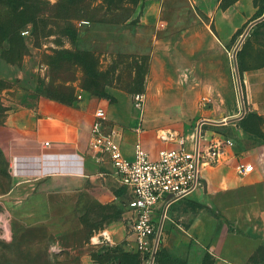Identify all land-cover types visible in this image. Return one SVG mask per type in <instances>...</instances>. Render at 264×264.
Instances as JSON below:
<instances>
[{"label":"rangeland","instance_id":"1","mask_svg":"<svg viewBox=\"0 0 264 264\" xmlns=\"http://www.w3.org/2000/svg\"><path fill=\"white\" fill-rule=\"evenodd\" d=\"M263 7L264 0L225 8L214 4L207 11L192 0H0L1 21H27L20 37L12 39L14 48L0 57V264H79L86 250L98 257L86 244L91 240L89 221L82 218L86 227L64 232L53 223L25 222L9 212L3 193L13 183L4 123L10 110L33 108L42 97L39 90L50 93L51 87L64 85L94 107L100 99L119 101L138 126L133 95L142 79L141 127L156 140L161 130L191 136L201 119L226 120L202 123L200 143L218 134L231 137V156L236 152L240 160L249 161L262 150L264 135H238V121H229L242 112L233 50L257 8ZM78 53L85 54V63ZM236 62L245 113L258 114L251 130L264 134V108H250L248 90V75L258 70L264 74V18L248 30ZM92 70L98 74L96 81L89 78ZM94 90L109 97L100 98ZM156 231L157 225L154 239ZM159 240L156 250L161 234ZM137 251V260L149 264L153 248Z\"/></svg>","mask_w":264,"mask_h":264},{"label":"crops","instance_id":"2","mask_svg":"<svg viewBox=\"0 0 264 264\" xmlns=\"http://www.w3.org/2000/svg\"><path fill=\"white\" fill-rule=\"evenodd\" d=\"M192 1L204 11L220 4ZM248 79L250 108H264L263 72H253ZM118 103L100 99L94 107L83 98L65 104L40 97L33 108L10 110L4 122L13 176L3 193L9 212L25 222L53 223L64 232L86 227L82 218L89 221L91 240L86 244L99 258L86 250L79 264H141L126 207L129 192L119 183L109 157L97 160L89 149L94 111L104 109V131H115L127 158L133 154V142V149L140 141L152 156L167 144L142 127L137 131ZM239 133L246 135L242 128ZM154 141L163 146L156 147ZM226 155L220 163L202 165V185L166 207L160 232L166 256L161 264H264V144L249 159L255 169L244 176L234 169L240 160L236 152L230 157L228 150ZM162 211L155 210L153 217L158 213L160 218ZM95 237L98 242L92 244Z\"/></svg>","mask_w":264,"mask_h":264},{"label":"built area","instance_id":"3","mask_svg":"<svg viewBox=\"0 0 264 264\" xmlns=\"http://www.w3.org/2000/svg\"><path fill=\"white\" fill-rule=\"evenodd\" d=\"M144 102V93L133 95V106L140 112L139 125L135 128L137 131L141 130ZM105 119L104 109L96 108L90 127L89 149L95 153L97 160H102L103 155L109 157L119 183L128 190L126 207L131 212V234L137 249L144 254L153 248L156 230L153 214L159 204L166 203L167 207L199 188L201 166L226 160L228 150L230 156L233 155L234 140L214 135L207 141L204 138L200 143L201 132L198 137L197 129L191 136L176 130H161L157 138L167 145L159 148L155 156L150 155L141 142L137 141L133 157L127 158L115 131H104ZM234 169L238 175L244 176L252 172L254 166L249 161L238 160Z\"/></svg>","mask_w":264,"mask_h":264},{"label":"trees","instance_id":"4","mask_svg":"<svg viewBox=\"0 0 264 264\" xmlns=\"http://www.w3.org/2000/svg\"><path fill=\"white\" fill-rule=\"evenodd\" d=\"M235 1L236 0H220V7L225 8ZM263 12H264V7L263 8H257V10L255 11L253 19L260 17L263 14ZM26 23H27V21H24L22 18L21 19L17 18V19H15V21H12L9 23H6V22L0 20V57H2L4 52H9L11 46H12V48H14V44H13L12 39H13V37H20V32ZM77 57L79 58L81 63L86 62L85 54L78 53ZM68 58L71 59L69 56L66 59H68ZM97 75L98 74L96 73V71L92 70V72L89 74L90 80L96 81ZM142 82H143V80L140 79L139 84H138V89H137L138 92H141V90L143 89ZM241 85L244 86L243 82H241ZM51 89H52L51 90L52 92H50V93H47V92L45 93L44 90H39V93H40V95H42V97L50 98V99H53V100H56V101H59V102L65 103V104H73L76 101H78V98H76V96H75V89L74 88H69V87L64 86V85H58L55 88L51 87ZM94 92L100 98H108L109 97V94H107L104 90H94ZM257 119H258L257 112L248 110V112H246L239 120H237L238 121L237 123L240 125V127L242 128V130L244 131V133L246 135L259 137L262 139L264 134H262L263 132L261 129L256 130V131L251 130L252 123L257 121ZM261 143L264 144V139H262ZM210 210L213 213H215L216 215H219L217 212H215V210H213L211 208H210ZM159 242H160V240H159ZM165 256H166V253L163 249L160 248L159 250H156L154 257H155L157 264H161V262L163 260H165Z\"/></svg>","mask_w":264,"mask_h":264},{"label":"water","instance_id":"5","mask_svg":"<svg viewBox=\"0 0 264 264\" xmlns=\"http://www.w3.org/2000/svg\"><path fill=\"white\" fill-rule=\"evenodd\" d=\"M264 18V12L263 14L252 20L248 26L246 27V29L244 30L242 36L240 37L235 49L233 50V61H234V69H235V75H236V81H237V86H238V90H239V94H240V101H241V107H242V112L239 116H236L232 119H230L229 121H233V120H238L240 119L244 113H245V105H244V100H243V95H242V90H241V81H240V76H239V71H238V67H237V62H236V53H237V49H238V46L242 43L245 35L247 34L248 30L254 25L256 24L257 22L261 21L262 19ZM205 122H215V123H220L222 122L221 121H217V120H212V119H208V118H204V119H201L198 124H197V136L199 137V134H200V129H201V124L202 123H205ZM157 209H161L163 210L162 211V215L161 217L159 218V214L157 213L156 215V218H154V221L155 222H158V227H157V231H156V235H155V239H154V246H153V251H152V254H151V257H150V261H149V264H153V260H154V256H155V251H156V247H157V244L159 242V238H160V232H161V226H162V221H163V214H164V211L166 209V203H160L159 206L157 207ZM159 218V219H158Z\"/></svg>","mask_w":264,"mask_h":264}]
</instances>
